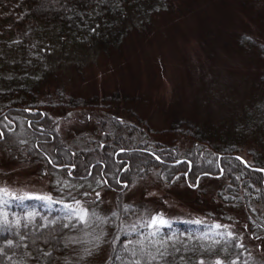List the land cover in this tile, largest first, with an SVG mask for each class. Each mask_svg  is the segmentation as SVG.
Returning <instances> with one entry per match:
<instances>
[{"label":"trees","instance_id":"16d2710c","mask_svg":"<svg viewBox=\"0 0 264 264\" xmlns=\"http://www.w3.org/2000/svg\"><path fill=\"white\" fill-rule=\"evenodd\" d=\"M149 1L0 0V52L18 54L10 70L28 76L41 66L40 49L46 44L80 46L97 33L101 39L105 34L114 38L126 11ZM23 8L20 16L12 15ZM259 52L264 53V48ZM5 65L0 64V146L45 163L75 186L99 180L114 192V208L102 211L101 203L95 202L98 208L87 210L88 221L81 223L73 213L59 208L0 199V264H68L71 248L81 253L74 254L72 264H86L84 255L92 256L101 245L108 246L102 264H250L245 259L247 247L236 233H215L199 222L151 228L144 216L138 221L136 213L142 208L126 203L124 193L151 173L162 183L181 180L195 191L203 181L216 179L219 189L212 200L245 212L259 208V213L247 216L248 229L264 240V93L256 115L220 133L180 118L158 131L122 106L134 100L129 96L72 98L61 89L39 96L19 84L20 79L6 78ZM259 81H264V73ZM55 109L104 112L97 119L103 144L73 150L60 139L46 114ZM120 111L128 112L130 125L117 119ZM254 132L253 144L259 142L261 153L243 150V141ZM156 135L171 136L176 143H162L153 139ZM70 235L82 240L68 241Z\"/></svg>","mask_w":264,"mask_h":264},{"label":"rangeland","instance_id":"374dc122","mask_svg":"<svg viewBox=\"0 0 264 264\" xmlns=\"http://www.w3.org/2000/svg\"><path fill=\"white\" fill-rule=\"evenodd\" d=\"M23 11L11 13L20 16ZM125 15L114 38L105 34L102 41V34L97 33L80 46L46 44L40 49L41 66L28 76L12 74L10 63L18 60V54L1 50L0 64L9 68L6 71L5 65L2 74L20 79L19 84L39 96L57 89L82 99L108 98L113 93L129 96L136 101L122 106L158 131L180 118L220 133L257 114L264 93V81H259L264 73V53L259 52L264 48V0H151ZM126 113L120 111L116 116L130 125L132 119ZM46 114L54 121L60 139L73 150L103 144L97 119L104 112L55 109ZM256 132L243 141L244 151L262 152L258 141L253 144ZM153 139L176 143L166 135ZM54 170L0 146V189L4 190L0 199L35 201L75 216L76 210L89 211L95 202L101 203L102 211L113 210L114 192L107 191L99 180L75 186ZM202 183L195 191L181 180L162 183L151 173L128 187L124 199L142 208L136 213L138 221L144 216L151 228L199 222L215 233H236L247 247L245 259L250 264H264V240L249 232L247 221L248 215L260 209L254 206L256 209L245 212L216 203L212 200L219 189L216 179ZM47 197L51 199H42ZM153 217L167 223L152 225ZM77 236L67 240L81 241ZM77 252L71 248L73 258H66L68 264L74 262ZM107 256L106 245L96 248L92 256L84 255L86 264H102Z\"/></svg>","mask_w":264,"mask_h":264},{"label":"snow or ice","instance_id":"6c2138e0","mask_svg":"<svg viewBox=\"0 0 264 264\" xmlns=\"http://www.w3.org/2000/svg\"><path fill=\"white\" fill-rule=\"evenodd\" d=\"M0 136H3V133H0ZM4 191L3 189H0V192ZM42 199H51L50 197H47V198H42ZM77 205H79V201L76 202ZM76 216L78 217L79 221L81 223H87L88 221V211L86 209H78L76 210L75 212ZM167 222L163 219V218H159V217H153L152 218V221H151V224L152 225H156V224H160V225H164L166 224ZM217 228L221 227L220 225H216ZM229 235H231V233H229ZM90 254V253H89ZM138 264V262H137ZM216 264H221L220 261H216Z\"/></svg>","mask_w":264,"mask_h":264}]
</instances>
